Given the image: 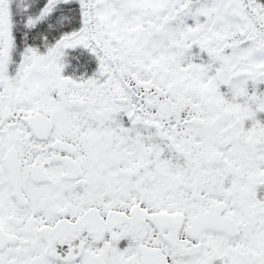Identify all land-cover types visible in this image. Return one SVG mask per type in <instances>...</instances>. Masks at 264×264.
I'll use <instances>...</instances> for the list:
<instances>
[{
    "label": "snow or ice",
    "instance_id": "obj_1",
    "mask_svg": "<svg viewBox=\"0 0 264 264\" xmlns=\"http://www.w3.org/2000/svg\"><path fill=\"white\" fill-rule=\"evenodd\" d=\"M0 264H264V0H0Z\"/></svg>",
    "mask_w": 264,
    "mask_h": 264
}]
</instances>
